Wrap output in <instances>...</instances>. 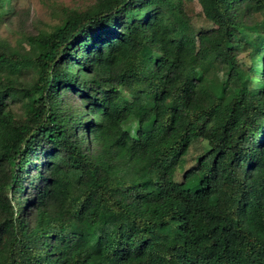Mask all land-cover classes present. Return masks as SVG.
Listing matches in <instances>:
<instances>
[{
    "label": "trees",
    "instance_id": "16d2710c",
    "mask_svg": "<svg viewBox=\"0 0 264 264\" xmlns=\"http://www.w3.org/2000/svg\"><path fill=\"white\" fill-rule=\"evenodd\" d=\"M186 1L0 40V264H264V0Z\"/></svg>",
    "mask_w": 264,
    "mask_h": 264
},
{
    "label": "rangeland",
    "instance_id": "374dc122",
    "mask_svg": "<svg viewBox=\"0 0 264 264\" xmlns=\"http://www.w3.org/2000/svg\"><path fill=\"white\" fill-rule=\"evenodd\" d=\"M94 0H9L8 5L3 6L0 11V40L5 44V50L11 52L17 47H23V38L35 35L37 32L50 31L58 25L62 18L70 12H82L92 6ZM188 16L194 17L193 25L203 27L205 24L199 13V7L195 1L182 0ZM257 19V17H256ZM21 44V45H20ZM239 58L242 57L240 54ZM242 59H244L242 57ZM32 72L28 69L22 71L21 82L32 79ZM215 71H211V75ZM215 75V74H214ZM62 105H65L64 102ZM15 116L20 115L18 104H9ZM205 148L204 141L193 142L183 156L180 164L174 172V180L180 181V174L192 167L196 156ZM38 182L35 183L37 185ZM32 191L23 193V203L31 196Z\"/></svg>",
    "mask_w": 264,
    "mask_h": 264
}]
</instances>
